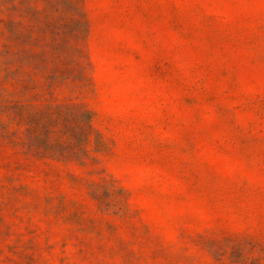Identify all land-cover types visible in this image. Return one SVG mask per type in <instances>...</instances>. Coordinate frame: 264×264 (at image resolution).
Listing matches in <instances>:
<instances>
[{
	"label": "rangeland",
	"instance_id": "rangeland-1",
	"mask_svg": "<svg viewBox=\"0 0 264 264\" xmlns=\"http://www.w3.org/2000/svg\"><path fill=\"white\" fill-rule=\"evenodd\" d=\"M0 264H264V0H0Z\"/></svg>",
	"mask_w": 264,
	"mask_h": 264
}]
</instances>
